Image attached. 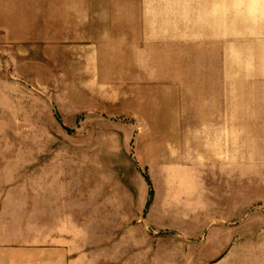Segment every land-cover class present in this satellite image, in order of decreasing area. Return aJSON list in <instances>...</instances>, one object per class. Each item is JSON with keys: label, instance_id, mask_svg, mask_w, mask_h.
<instances>
[{"label": "rangeland", "instance_id": "1", "mask_svg": "<svg viewBox=\"0 0 264 264\" xmlns=\"http://www.w3.org/2000/svg\"><path fill=\"white\" fill-rule=\"evenodd\" d=\"M0 246L264 264V0H0Z\"/></svg>", "mask_w": 264, "mask_h": 264}, {"label": "crops", "instance_id": "2", "mask_svg": "<svg viewBox=\"0 0 264 264\" xmlns=\"http://www.w3.org/2000/svg\"><path fill=\"white\" fill-rule=\"evenodd\" d=\"M0 264H69V251L63 246H0Z\"/></svg>", "mask_w": 264, "mask_h": 264}]
</instances>
